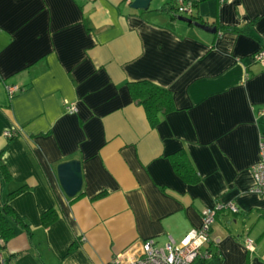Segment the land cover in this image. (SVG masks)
Here are the masks:
<instances>
[{
	"label": "crops",
	"instance_id": "1",
	"mask_svg": "<svg viewBox=\"0 0 264 264\" xmlns=\"http://www.w3.org/2000/svg\"><path fill=\"white\" fill-rule=\"evenodd\" d=\"M131 1L0 0V209L9 202L24 222L6 212L13 233L0 238V264L131 260L143 240L179 241L203 209L228 202L238 212L216 214L204 264H264V194L251 171L264 134L254 59L264 0H191L215 32L161 9L166 0L146 10ZM142 80L172 96L154 125L131 95ZM180 151L197 178L175 172ZM68 160L81 167L74 197L57 178Z\"/></svg>",
	"mask_w": 264,
	"mask_h": 264
},
{
	"label": "built area",
	"instance_id": "2",
	"mask_svg": "<svg viewBox=\"0 0 264 264\" xmlns=\"http://www.w3.org/2000/svg\"><path fill=\"white\" fill-rule=\"evenodd\" d=\"M232 1V0H229ZM175 13L190 16L193 13V2L191 0H176ZM254 59L264 64V49L259 50ZM8 93L12 95L16 86H7ZM67 109L74 112V104H69ZM259 115L264 118V109L259 111ZM7 136H12V132H5ZM258 161L252 165L251 171L254 178L253 192L264 194V134H259L258 139ZM220 210H228L237 213L238 209L233 202L226 204H216L202 210L201 225L187 232L179 241L172 237L164 244H159L153 238H147L142 242L141 253L135 258L122 261L118 256L111 260V264H204V261L212 257V252L208 248H203L210 243V231L216 213ZM244 247L247 251L253 252L255 242L252 238L246 237ZM1 263L3 259L0 258Z\"/></svg>",
	"mask_w": 264,
	"mask_h": 264
},
{
	"label": "trees",
	"instance_id": "3",
	"mask_svg": "<svg viewBox=\"0 0 264 264\" xmlns=\"http://www.w3.org/2000/svg\"><path fill=\"white\" fill-rule=\"evenodd\" d=\"M175 4H176V0H166V2L162 4L161 9L167 7L166 9H168L171 13H173L172 16H174L176 15L174 11ZM193 13L189 17L194 19L195 22L201 23L198 17L194 15ZM222 28H224L225 30H229V31H235L237 29L232 26H223ZM130 90H131V95L134 98V100L144 107L147 117L152 125L157 123L159 116L164 115L174 109L173 103H172V96L170 92L147 80H142V81L130 84ZM176 155H179L180 157L177 158L176 156L173 155L171 160H172V164H173L174 170L177 173V175H179L184 180H188V181L194 178H197L196 173L193 170L190 164V161L187 155L185 154V152L180 151L176 153ZM220 211H223V210H220ZM6 212L12 214L14 219H16L17 221L24 223L23 220H21V218L16 213L15 214L12 213L13 209L11 205L9 204V202L4 203L2 208L0 209V238H2L3 241L7 240L13 233L12 228L7 219ZM55 215H56V209L50 208L44 211L41 216H42V220L45 223H49L50 221L53 220ZM74 245L75 244H72V246Z\"/></svg>",
	"mask_w": 264,
	"mask_h": 264
},
{
	"label": "water",
	"instance_id": "4",
	"mask_svg": "<svg viewBox=\"0 0 264 264\" xmlns=\"http://www.w3.org/2000/svg\"><path fill=\"white\" fill-rule=\"evenodd\" d=\"M151 1L152 0H132L130 2V7L134 9L146 10L148 9ZM178 19L188 23H193L201 29L209 32L216 31L215 27L195 22L191 17L188 16L178 15ZM57 178L64 194L68 197H74L77 193L80 192L82 188L80 162L78 160H68L60 163L57 166Z\"/></svg>",
	"mask_w": 264,
	"mask_h": 264
},
{
	"label": "rangeland",
	"instance_id": "5",
	"mask_svg": "<svg viewBox=\"0 0 264 264\" xmlns=\"http://www.w3.org/2000/svg\"><path fill=\"white\" fill-rule=\"evenodd\" d=\"M163 1H165V0H152V1H151V6L159 5V4H161ZM143 241H144V240H143ZM210 264H213V263H210Z\"/></svg>",
	"mask_w": 264,
	"mask_h": 264
}]
</instances>
